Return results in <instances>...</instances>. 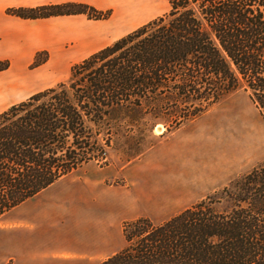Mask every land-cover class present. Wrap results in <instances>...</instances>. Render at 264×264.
Masks as SVG:
<instances>
[{
	"label": "trees",
	"instance_id": "1",
	"mask_svg": "<svg viewBox=\"0 0 264 264\" xmlns=\"http://www.w3.org/2000/svg\"><path fill=\"white\" fill-rule=\"evenodd\" d=\"M167 3L73 64L65 81L0 112V218L82 165L109 160L110 149L137 157L156 142V124L174 131L238 90L264 121V0ZM64 6L14 13H71L39 12ZM171 117L181 121L171 126ZM205 198L162 223H125L124 247L98 264H264V161Z\"/></svg>",
	"mask_w": 264,
	"mask_h": 264
},
{
	"label": "crops",
	"instance_id": "2",
	"mask_svg": "<svg viewBox=\"0 0 264 264\" xmlns=\"http://www.w3.org/2000/svg\"><path fill=\"white\" fill-rule=\"evenodd\" d=\"M65 1L76 0H0V60L9 61V66L0 71V112L46 88L44 84L48 78L46 70L41 66L30 67L33 52L27 35L31 25H40L41 20L13 18L6 15L4 9L12 5L32 6ZM79 1L101 9L112 8L113 17L132 18V21L162 15L161 9L165 3L164 0ZM204 113L174 131L164 132L165 135L161 134L160 139L196 121ZM205 133L210 147L219 143L214 129L209 128ZM178 135L180 141L190 137L185 132H179ZM157 143L141 153V157L150 149L152 157H167L164 151L168 142ZM177 152L172 163L168 160V165H157L145 177L147 183L144 193L137 191L138 186L133 182L113 187L102 184L101 176L105 173L102 169L95 170V176L90 174L82 179H66L67 176L60 178L7 212L0 225V245L8 249L15 264H98L124 247L125 223L140 218L162 223L194 204L161 220L179 208L185 199L221 183L229 172V167L223 164L229 161L228 154L219 156L215 151L202 154L197 149ZM196 155H213L218 158L211 169L213 173L205 179L206 175L203 176L201 182L193 186L188 184L187 193L177 192L181 184L173 185L172 177H180L183 166H192V158ZM137 159L135 157L127 162ZM132 169L130 167L126 171L130 173Z\"/></svg>",
	"mask_w": 264,
	"mask_h": 264
},
{
	"label": "rangeland",
	"instance_id": "3",
	"mask_svg": "<svg viewBox=\"0 0 264 264\" xmlns=\"http://www.w3.org/2000/svg\"><path fill=\"white\" fill-rule=\"evenodd\" d=\"M166 1L164 0L165 3L161 9L163 14L168 9V3ZM64 3H67L68 6L55 9L46 8L39 12L69 10L71 13L37 18L20 17L14 13L19 8L22 10V13L29 14L30 8L61 5ZM72 4H83L84 6L81 7ZM76 10H83V12H76ZM4 13L10 17L21 18L26 21L41 20L40 25H31L30 33L27 35L29 41H27L33 52V60L30 67L35 68L41 66L47 72L48 78L44 84L46 85L44 89L65 81L73 64L101 49V46L104 44L112 43L114 40L125 35L124 33L127 31L130 32L129 30L134 26H140L153 19L139 18L137 21H132V18H115L112 15V8L101 9L79 0L61 3L45 2L32 6L12 5L6 7ZM79 34L85 38L84 44L80 47L73 42V40L76 41L79 39ZM68 39L71 42H68ZM0 61H7L9 66L7 59ZM169 120V125L171 126L181 121V119H176L175 117H171ZM209 128L214 129L219 137V143L214 147L209 146L205 133ZM165 129L166 127L164 125L160 123L156 124L152 133L148 135V138L153 142L156 141V143L159 140L157 144L160 142H168L164 151L168 155L167 157L162 158L160 154H158L160 156L152 157V150L150 149L147 152V154H150H146L147 156L144 155L146 156L144 159V156L141 157L143 152L136 157L138 158L136 161L128 163L126 161L128 159L127 157L115 149H110L109 160H92L70 173L66 179H82L89 177L90 174H94L93 176H95V170L102 169L105 171L104 175L101 176L102 184L113 187L133 182L138 186L137 191L139 190V192L144 193L147 183L145 177L151 174L152 169L157 165H168L166 162L168 160L171 161L178 154L177 151L184 150L192 152L194 149H197L202 154L210 151H215L219 156L228 154L229 161L223 164L229 167V172L224 180L211 188H206L185 199L183 204L174 212L163 216L161 218L163 220L193 203V209L198 203L203 201L209 203V198H205L207 195L212 194L215 190L221 189L230 180L242 175L264 161V121L248 93L243 90H238L225 96L210 106L209 110L196 121L160 139V135L163 134ZM179 132L188 133L189 135L187 136L190 137L187 140L180 141L181 139L178 138ZM192 159V166H183V172L180 177H172L173 185L178 186L181 184L177 192L185 194L189 191L188 184L193 186L194 183L201 182L203 176L206 175L203 178L205 179L211 175L213 173L211 169L218 160L213 155H206V157L196 155ZM130 167L133 169L129 173L126 170ZM106 170H108L107 173ZM161 199L163 198L161 197ZM7 212L0 218V225L4 216L7 215ZM131 226L129 223L125 227L128 230L130 227L131 230L133 228ZM9 254L8 249L0 245L1 264H15L14 258Z\"/></svg>",
	"mask_w": 264,
	"mask_h": 264
},
{
	"label": "bare ground",
	"instance_id": "4",
	"mask_svg": "<svg viewBox=\"0 0 264 264\" xmlns=\"http://www.w3.org/2000/svg\"><path fill=\"white\" fill-rule=\"evenodd\" d=\"M79 36V39L78 40H73V42L76 44V45H79V46H82V44H84V40H85V38L81 35V34H79L78 35ZM68 42H71L70 41V39H68L67 40ZM71 47V46H70ZM54 64V63H53Z\"/></svg>",
	"mask_w": 264,
	"mask_h": 264
}]
</instances>
